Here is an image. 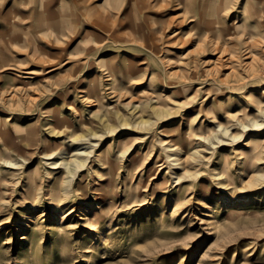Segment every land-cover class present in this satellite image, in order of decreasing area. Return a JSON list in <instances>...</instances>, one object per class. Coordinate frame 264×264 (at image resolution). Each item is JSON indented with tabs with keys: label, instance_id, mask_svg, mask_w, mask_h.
I'll list each match as a JSON object with an SVG mask.
<instances>
[{
	"label": "rangeland",
	"instance_id": "rangeland-1",
	"mask_svg": "<svg viewBox=\"0 0 264 264\" xmlns=\"http://www.w3.org/2000/svg\"><path fill=\"white\" fill-rule=\"evenodd\" d=\"M230 1L0 0V264H230L236 250L235 264L248 263L243 250L264 264V222L236 212L244 195L262 194L242 189L254 173L234 169L230 191L213 177L223 154L244 148L224 129L239 133L240 120L264 133V0ZM222 52H234L238 82L217 62ZM230 95L243 98L228 114ZM168 143L180 145V166L167 158ZM193 150L201 158L186 168L196 175L176 185ZM77 152L88 162L64 193L66 161ZM101 156H110L104 169ZM66 196L54 215L49 204ZM177 198L185 212L173 225ZM247 203L242 211L264 207ZM95 214L100 236L85 222ZM53 224L72 226L63 241ZM37 229L48 241L23 256L29 244L20 237Z\"/></svg>",
	"mask_w": 264,
	"mask_h": 264
},
{
	"label": "bare ground",
	"instance_id": "bare-ground-1",
	"mask_svg": "<svg viewBox=\"0 0 264 264\" xmlns=\"http://www.w3.org/2000/svg\"><path fill=\"white\" fill-rule=\"evenodd\" d=\"M206 1H209V0H206ZM235 2V0H231L229 2V5L230 4H233ZM248 2V0L246 1ZM195 6L196 5V1H193L192 3H188L187 6H186V10H185V15L188 14V13H192L194 12L195 13ZM212 9L214 8V10L216 9L214 7V5H211ZM197 10V9H196ZM243 17L247 16V14L249 13V10L247 8V3H245L244 5V9L241 11ZM198 18H200V12L199 10H197V14ZM245 16V17H246ZM186 16H184V19ZM239 18H237L234 22H233V26L236 30H240L242 27H244V19H243V23L241 20H238ZM250 37L253 39V35H250ZM251 39V40H252ZM250 40V41H251ZM200 45V43H199ZM252 48L251 46H248V53H251L252 54ZM226 52H222L221 55L217 58V62H219V65L224 67L226 70L229 71V73L227 75H229L230 77H237V82L239 81L238 80V77L237 76V70L235 68V65H234V61H235V56H234V52H229L228 54H225ZM58 69L57 67L55 68H52L50 70V72H53L54 70ZM111 70V76L113 77V79L116 77V75H118L117 73H115V68H110ZM35 72L33 71H28L27 74L29 75H32L34 74ZM111 79V78H110ZM119 89H121L119 87ZM151 89V92H153L154 94H158V92L155 91V89ZM95 88L93 89V91L95 92ZM264 95V91L262 92ZM159 96V95H158ZM233 95H230L226 98V105H222V111L224 112H227L228 114H230L232 111H230L229 109H231V107H233L234 105L240 103L242 101V96H235L234 97H231ZM254 97L256 98V95L254 93H251V94H247L245 99H247L249 102L252 101V103L256 102V100L254 99ZM228 107V108H227ZM238 121V125L241 127L239 131V133H235L233 134L232 132H230V128H226L224 129V135H228V140L230 143L232 142V144H235L236 145H240L241 142L245 141L243 143V149L242 148H235V150H232L231 155H233V157H229L230 154H223L222 156V165H221V168L222 170L220 172H213V177L214 179L217 181V180H221V179H225L224 181H219L218 182V185L219 187L223 190L225 189L226 191H230L232 189V182H231V173L232 171L235 169V170H239L241 171L240 172V176H242V173H251L253 172L254 174L251 176L252 179L249 181V182H243L242 184V189L243 190H246V191H251V188L252 186H255L257 187L258 189H261V192L262 194L258 193L257 194H254L252 196V194H246L244 195V199L240 200V203H237L236 204V212H244L247 220H252V221H256V222H264V207H255L253 205H249L248 210L246 211H242L244 210L247 205H248V201H251V203H256V204H259L260 201L264 200V171L263 170H260V164L263 163V160H264V133H252L250 134L251 131H257L258 129H260V127H263L261 124H258V122H252L251 124H248V123H242L240 120H237ZM202 134V133H200ZM199 138V134L197 133V136H195V139ZM246 137H248L247 141H246ZM200 139V138H199ZM245 139V140H244ZM202 140L204 141H209V146H211L212 144H214L215 140L209 138V137H202ZM201 139L199 142L202 143V145H204L203 142ZM221 142V141H218V147H225L226 145L229 144V142ZM170 142V141H169ZM200 147V146H198ZM180 149V145L179 144H166V147L164 148V150L166 152H169V154H167V158L170 159V161H174L176 166H180V163L181 162V158H180V154L182 153V149L180 150V152L178 151ZM177 152V153H176ZM201 152V151H197V150H193L192 151V154L189 155V159L192 160L190 162V160H185L183 165H184V174L183 176H178L177 178V184L176 185H179L180 181H182L184 178L188 177V176H194L196 175V172H192L190 171L189 169L190 168H186L187 167V164L191 163V164H195L196 162H198L201 158L198 157L197 158V154ZM86 153V152H85ZM88 154V153H87ZM87 154H84L83 152L82 153H76L74 154L75 155V159H71L69 161H66L68 166L66 167V170H64L66 176H63L62 180L63 182L61 184H63L64 186L61 188V190H63L64 193H68L70 191V183L73 182L74 178L76 177L77 173L79 171H81L80 169L82 167H85L86 166V163L88 162V158H83L85 155ZM89 155V154H88ZM235 155V156H234ZM86 157V156H85ZM101 157H105L106 156H101ZM110 162V156H108L105 160H103L104 162L103 163V167L101 169H104L106 168L107 165H109V162ZM64 161V160H63ZM59 164V163H57ZM55 164V165H57ZM58 167V166H57ZM231 167V168H229ZM194 168V167H193ZM56 169V168H55ZM187 169V170H186ZM230 169V170H229ZM231 172V173H230ZM60 173V172H58ZM56 182V180H55ZM51 188H53V191L51 193L52 197H55V196H58V193L56 191V188L54 189L53 186H51ZM230 189V190H229ZM247 192V193H248ZM98 195H96L97 197ZM99 198L97 199H100V195L98 196ZM252 197V198H251ZM52 199L53 198H50L48 201H51L52 202ZM64 201L60 204H58L59 206H56L54 205L53 203H50L49 205L51 206V208L53 209V213L54 215H56V213H58L61 209L63 210L64 207L67 206V203H68V197H64L63 198ZM180 198H177L174 200V206H173V210L171 212V222H173V225L178 222L179 220V215H181L182 213L185 212V210H183V204H181L180 202ZM101 201V200H100ZM225 202H229L228 199L225 198L224 200ZM36 202H40L39 200H37ZM49 203V202H48ZM96 203V202H95ZM131 202H127V204H130ZM176 203V204H175ZM167 204V203H166ZM35 207L36 205H32L31 203L27 205V207ZM183 206V207H182ZM240 206V207H239ZM87 208V207H86ZM27 211L29 210H32V209H29V208H25ZM25 210V211H26ZM70 211V212H69ZM69 214L73 213L74 210L73 208H70V210H68ZM101 215V214H100ZM98 215V216H100ZM97 215L95 214V217ZM97 216V220H95V218H85V222L86 224L89 226V227H92L93 230L92 231H95L97 232V235L96 236H100V234L102 235V230L101 228L98 226V224L100 223V218H98ZM27 217V215L25 214L24 215V218ZM44 217V216H43ZM65 217V214H62V216H60L61 219H64ZM210 217V215H209ZM212 217V216H211ZM228 218H230L228 216ZM258 218V219H257ZM56 220V218H55ZM103 220V219H102ZM110 220V219H109ZM212 222H210L211 224H215V225H212V228L213 230L216 231V233H220V230H222L223 226H221V222H214L215 220H211ZM109 222V221H108ZM107 222V223H108ZM260 222V223H261ZM72 226H64L63 228H61L60 226H56L55 224L52 225V230L51 231V234L53 235H58L59 236V239L60 241H63L65 239V236L67 235V231L68 229H71ZM105 228V227H103ZM115 228V227H114ZM106 229V228H105ZM66 230V231H64ZM27 232H25V234H22V237H20V240L21 241H24L25 244H29L28 246V249L25 250L24 248V245H23V256H27V255H30L32 254L33 251V244L35 243V241H39L40 239H45L46 238V242L48 241L47 238L45 235H40V231L37 229V231H32L31 235H27L26 234ZM116 233V232H115ZM38 234V236H37ZM214 234V232H213ZM35 235V236H34ZM102 237H106L105 234H103ZM115 237V236H114ZM223 238V236H221ZM52 238V237H51ZM119 238V237H118ZM123 239V238H122ZM110 240V239H109ZM50 241V240H49ZM108 241V240H107ZM57 244H60V242H58ZM94 244V243H93ZM220 244V243H219ZM107 246V245H106ZM90 249H94L96 251H98V247L97 245L96 246H91ZM117 250V249H116ZM235 251V250H234ZM250 250H243L242 251V255H245L243 259H245L246 262L250 263L249 260H251V258L253 257V253H249ZM89 252V249H85L84 253H88ZM106 253V251H105ZM237 250L235 252H233L232 256H231V261L229 262L230 264H235L236 261H237ZM239 256V255H238ZM216 259V258H215ZM220 258H218V260H220ZM217 260V261H218ZM256 262V261H255ZM35 263V260L32 259L30 261L29 264H34ZM246 263V264H248Z\"/></svg>",
	"mask_w": 264,
	"mask_h": 264
}]
</instances>
